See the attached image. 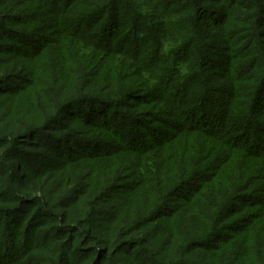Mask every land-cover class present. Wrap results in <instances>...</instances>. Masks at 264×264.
I'll return each instance as SVG.
<instances>
[{
	"label": "rangeland",
	"instance_id": "rangeland-1",
	"mask_svg": "<svg viewBox=\"0 0 264 264\" xmlns=\"http://www.w3.org/2000/svg\"><path fill=\"white\" fill-rule=\"evenodd\" d=\"M81 1L0 0V264H264L263 213L213 195L264 140L220 133L234 100L264 114V0H130L79 33Z\"/></svg>",
	"mask_w": 264,
	"mask_h": 264
},
{
	"label": "trees",
	"instance_id": "trees-1",
	"mask_svg": "<svg viewBox=\"0 0 264 264\" xmlns=\"http://www.w3.org/2000/svg\"><path fill=\"white\" fill-rule=\"evenodd\" d=\"M71 1L72 2L77 1V2H79V4H81L83 6V3L81 0H71ZM91 1H93V3H90V4L85 3V5H88L85 9L89 12H86V13L79 12L78 15L81 14V16L77 17L73 21L74 31L82 33L86 29L84 27V25L87 22H92L93 19H95V18H96L97 24H99L100 22L106 21L107 13L110 10H116L117 8H120V7H123V8H126L127 10H130V9L134 8V6H135V5H133L132 1H130V0H91ZM173 2H175V1H173ZM109 24L110 23H108V25ZM88 25L89 24H87L86 26H88ZM122 25H125V24L121 23L120 26H122ZM151 28H152L151 26L150 27L147 26V27H144V30L145 31L151 30ZM105 29H107V28L104 27V29H102L103 32L99 33V35H98V33L96 34V39L98 36L99 41H101V42H103V40L101 39L102 37L105 40V37H104L106 34ZM115 30H119L118 23H117V27H115ZM146 37H147V34L143 31H141V33H139L137 35V40H143V39L145 40ZM104 44L106 47H108V44L106 42H104ZM252 44H255V43H252ZM252 44H250V46L248 48L244 49L247 56H249L248 58H251V59H253V58L249 55L248 50H249V48H251ZM109 47L111 49H113V51H117L120 48L119 45H118V48H115L114 44L111 46L109 45ZM256 60H257V64H256L257 69L255 70V75H257V78H258L261 75L260 68H262L264 66V63H262V61L259 59H256ZM250 62L251 61H245L243 63V65L248 66V65H250ZM252 74H254V70H252V73L249 75H252ZM234 98H235V96H234ZM233 102L235 104L233 103V105H227V108H228L227 109V113H228L227 118H228L229 122H228V126H226V125L221 126V128L224 127L220 130V133H222L221 136L225 135L226 137L227 136L234 137L233 135L235 133H232V135H231V134H228V132H234L233 130L237 128L232 123V122L237 123L235 121H240V122L245 121L248 125L250 124L248 128H247L248 125H246V130L247 129L251 130V128H252V127H250L251 124L253 126H255V127H253V129L260 128V127L264 126L263 110H259L257 108L254 100H249L247 103H244L245 105H243V103L236 105L235 100ZM107 116H108V114H107ZM94 120L97 121L96 119H94ZM224 120H225V118H224ZM103 124L105 125V122H103ZM185 129L186 130H181L183 132H179L177 130V128H174L173 131L165 132L164 134L163 133L162 134H163V137H169V136L173 137L174 132H176L178 134L175 136V138L187 136L188 132H194V134H202L199 129H193V128H191L190 125H186ZM260 130L262 132H264V127L261 128ZM197 131H199V132H197ZM31 132H34V131L29 130L28 133H31ZM110 133H111V131H110ZM20 135L21 134H17L16 136H13L12 139L15 142H20L19 140H17L18 136H20ZM204 137L209 138L208 136H204ZM9 140H11V139H9ZM249 142L250 143L248 144L249 145L248 147L245 146V147L239 148V149H241V151L239 149H236V151L241 156H243V161H242V164L238 167V169H240V171L237 172L238 174L235 177V179H233V181L229 179V177H228L229 175L227 174L228 172L227 173L225 171H217L216 172V175L214 176L215 187L222 184V181H224V182L226 181V184L223 183V185L220 187V188H223L222 194L220 193V188L217 187L216 190H213V195H214V198L216 200H222V203H224L226 200H228L227 202H229L230 200L236 202L238 200V198L239 199L241 198V201H243V204H244V209H245L244 212L246 210H253V211L257 210V212L261 211L264 215V198L256 197V198H253V199H250L247 201L246 196L244 198V197H241L243 195H240V192H243V190L246 188V185H244V182L246 181V179L250 178V179H253L257 182L260 181L264 185V155L262 153H260L261 148H264V140L261 139V137H259V135H257L256 137L249 138ZM8 144H10V143L8 142ZM20 144H22V142H20ZM227 144H229V142L225 143V145H227ZM124 150H129L131 152H134L133 151L134 149H131V148L124 149ZM0 151H1V149H0ZM84 160L88 161L87 158H85V157H84ZM204 176L207 177V175H204ZM150 180L151 181L143 182V184L141 186V190H143L146 193L147 197H149L152 194V192H154V189L156 188V186L160 187V188H164V186H165L164 182L162 180L156 181V186H153V184H154V182H152L153 179H150ZM208 180H209V178H208ZM184 184L186 186L187 182L185 181ZM168 189H169V186L163 190V193L166 194ZM233 190L238 191L236 196L234 195ZM159 196L160 195L158 194V197ZM189 197L190 196L188 194L186 198H189ZM208 197H209V192H206L203 195V198L207 202H209L207 208H209V210H211V209L216 210L218 208V205H220L219 202H211V200H210L211 198L209 199ZM183 201H185V199ZM197 209L199 210V208H197ZM229 209L231 210V214L226 215L228 217H223L224 220L222 222L220 221L221 223H219L218 228H222L225 224H227L228 220L230 219V216H236V214L239 213V208L236 206H234V207L232 206ZM221 210H222V208H221ZM206 212L208 213V211H206ZM242 214H244V213H242ZM218 230L219 229H217V231ZM217 231L212 233L211 236H215ZM219 232H221V231H219Z\"/></svg>",
	"mask_w": 264,
	"mask_h": 264
}]
</instances>
